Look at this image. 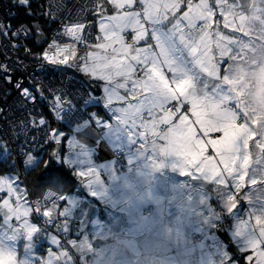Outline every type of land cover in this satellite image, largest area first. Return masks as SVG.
Masks as SVG:
<instances>
[{"label": "snow or ice", "instance_id": "obj_1", "mask_svg": "<svg viewBox=\"0 0 264 264\" xmlns=\"http://www.w3.org/2000/svg\"><path fill=\"white\" fill-rule=\"evenodd\" d=\"M12 3L32 7L30 0ZM79 11L84 14L75 20L46 14L51 17L47 23L60 21V30L35 54L37 69L63 74L77 68L93 78L90 83L102 89L101 95L72 93L62 86L51 89L53 100L45 95L37 69L28 76L40 84L39 95L10 74L15 68L0 64L7 81L0 87V191L8 194L0 204V264L67 261L58 247L46 258L29 259L12 249L22 238L25 253L30 252L29 241L39 230L31 215L46 221L61 218L62 201L53 191L39 188L42 195L31 200L32 191L20 187L26 181L19 165L22 160L24 171L43 172L62 155L68 140L59 128L48 126L51 135L40 128L47 125L36 111L40 103L49 100L60 120L77 97L85 96L111 115L106 120L93 113L85 124L124 131L142 149L176 157L182 175L213 185L229 214L239 212L245 202L246 216L236 225V235L246 244L241 257L228 258V264H244L245 259L252 264L254 257L255 264H264V0H88ZM21 29L13 32L11 24L0 22V35L15 37ZM35 31L44 35L39 24ZM78 50L83 54L78 56ZM12 83L16 95L9 100ZM26 116L33 128L44 132L42 139L51 149L46 157L36 154L41 139H28ZM79 176L85 183L99 178L91 169ZM52 244L57 245L56 238Z\"/></svg>", "mask_w": 264, "mask_h": 264}, {"label": "crops", "instance_id": "obj_2", "mask_svg": "<svg viewBox=\"0 0 264 264\" xmlns=\"http://www.w3.org/2000/svg\"><path fill=\"white\" fill-rule=\"evenodd\" d=\"M224 31L229 30L225 29ZM128 39L130 40V36ZM82 54L83 52L77 53L78 56ZM71 69L90 81L93 79L77 68ZM92 92L97 96L102 94V90L95 86ZM90 102L91 105L99 104L100 109L95 106L90 107V110H94L95 114L104 117L106 120L111 118L110 113L102 104L98 101ZM88 126L78 130L74 129L75 131L59 128L66 135L71 132L73 136L70 147L77 151L80 159H86L87 157L84 155L87 152L92 157L95 155L99 164L93 165L90 161L91 164L99 167L98 172L103 171L111 178V180H108L107 185L101 181V185L97 187V190L80 179V187L85 193L82 194V197L71 195L63 198L69 209L61 212L60 219L53 216L52 223L54 224L53 228L54 226L56 228L55 233L68 232L70 227L68 222L64 220L71 218L80 222L83 238H90L91 245L88 249L78 248V241L74 243L72 249L79 259L77 264H98L97 255L104 248L111 249L112 245L115 246L113 250L117 251L118 254L117 257L114 256L108 259L107 263L135 264L138 259L135 260L132 250L130 249L129 252L127 249L131 246L123 244L125 240L131 238L124 232L126 230L128 233H134L138 236L135 239L139 242L140 250L144 256L149 253L150 258L158 257L156 264H180L181 261L178 259L180 250L178 248L174 249V246L182 244L181 249L193 248L196 244L199 245V240L197 241L196 237H204L203 240L211 237L212 241L218 243L219 237L229 239L230 233L229 235L216 228L218 218H215L212 214L213 201L217 203L214 205L223 209L225 214L230 217V225H234L232 218L235 215L239 216V212L229 214L224 210L223 197L213 185L203 178L182 175L176 157L160 156L155 152L144 150L135 138L130 139L124 131L114 132L109 128L102 129L92 125ZM135 146L138 147L133 152ZM119 150L125 152L126 167L124 170H113V153ZM70 156L74 155L69 153L68 157ZM73 159H67L68 163L59 161V158L56 160L76 171L77 166L73 167ZM156 164L161 166L156 167ZM78 177L80 178V176ZM84 184H86L85 187H83ZM138 192L147 193L148 195L143 211L151 208L152 214L150 217L145 215L141 217L139 206H137L138 199H141ZM97 193L100 196H97ZM110 193L117 195L119 199L109 200ZM130 193L134 194L135 198L126 197ZM121 197L127 199L128 206L125 208H128L129 212L121 207ZM100 205L105 207L104 209L101 208L104 210V219L100 216ZM245 205V208H247V204ZM110 214L114 217L109 216L110 218H108ZM129 221L133 224L130 230L128 228ZM65 223L67 229L63 230L61 227ZM114 223H116V226H114ZM106 233H109L110 237H103ZM49 239V235L38 238L39 241H43L52 247ZM75 239H82V237ZM155 245H158V249H155ZM153 253L158 255L155 256ZM229 254V252L225 254L222 251L223 258L229 257ZM65 264H70V261H66Z\"/></svg>", "mask_w": 264, "mask_h": 264}, {"label": "built area", "instance_id": "obj_3", "mask_svg": "<svg viewBox=\"0 0 264 264\" xmlns=\"http://www.w3.org/2000/svg\"><path fill=\"white\" fill-rule=\"evenodd\" d=\"M30 3L35 7V9H37L39 12L45 13V15L47 13H55L60 18L66 20H75L78 15L84 14L81 13L79 10L82 6L88 3V0H30ZM21 7L22 6L18 4H13L12 0H0V22H3L6 26L8 24H11L13 32H16L17 29H21V25H24V29L27 30V35L24 29H21L19 34L15 37H13L11 34L6 36L0 35V64L9 65L10 68H15L16 71L10 72V74L15 76L17 81H22L26 86H30L32 90L35 91L37 95H39L38 89L40 88V84L34 83L29 78L28 73H32L34 69H37L39 61L36 59L35 54L40 52L43 47H47L48 43H51L52 36L55 34L56 31L60 30V21L57 20L56 23L52 24V28L48 31V34L46 35V38L44 40L46 42L42 44L39 50H37L29 42L31 40H35L36 37L34 36V32L31 30L30 26H28L25 22L18 21L19 9ZM46 16L51 19L49 15ZM89 19H91V16H89ZM93 42H95V34H93ZM78 47L82 49V46ZM25 49H30L32 55H29ZM81 51L83 50H78V52ZM35 74L37 75L38 79L44 83V93L46 96H49L50 99L54 100V97L50 96L51 89L60 88L62 86L67 88L72 93H76L77 91H79L86 94L88 92L89 84L86 82V79L70 69H67L63 74L58 71L42 73L39 71V69H37ZM5 83H7V81H5L2 75H0V87H3ZM49 85L50 88L48 87ZM10 87L12 88V93L11 96H9V100H11V98L16 95L15 83H12ZM4 90L7 91V89ZM85 101H87V103H85ZM88 102L89 100H87L86 96L83 99L77 97L76 103L71 109L65 110L63 118L60 120H57L56 114L52 111L49 100L47 99L43 100L40 103L36 111L39 113H43L44 115L43 104H46L52 114V119L55 120L58 125H61L65 129L71 131L78 128L80 125L84 124L86 121L89 120L90 116L87 112ZM29 104H31V101L29 102ZM17 115H20V113L17 112ZM26 118L29 120L27 132L28 139L31 140L32 137L35 136L37 139H41L42 141L37 148V154L46 140L42 139L44 136V132L33 128L30 116H26ZM38 124L39 117H37V125ZM0 127H2V124H0ZM40 128H47L49 134L50 131L48 125L40 126ZM114 160L115 163L118 165H125L124 151H117L114 155ZM92 164H99V161L96 159L95 155H93L92 157ZM22 165L23 161L21 160L19 165L21 177H23V172L21 171ZM99 176L104 183L108 182L107 174L105 172L100 171ZM44 190L53 191L57 196V201H62V206L60 209L61 211H67L69 209L68 205L62 199V195L58 191L50 188H46ZM37 198L38 196L30 197L31 200H35ZM151 212V208H147L144 210V214L147 217L151 214ZM31 217L33 221L38 223L41 231L46 233L55 232L51 226L47 225V222H45L41 216L33 214L31 215ZM81 233V225L79 221H73L70 225L68 232L55 233L60 237V244L63 245L64 249L71 253L73 264L78 263V257L75 255L73 249L70 247L69 239L78 238L80 237ZM50 249H52V247L46 244H40L37 247V251L39 253L49 252Z\"/></svg>", "mask_w": 264, "mask_h": 264}, {"label": "rangeland", "instance_id": "obj_4", "mask_svg": "<svg viewBox=\"0 0 264 264\" xmlns=\"http://www.w3.org/2000/svg\"><path fill=\"white\" fill-rule=\"evenodd\" d=\"M217 16H218V14H217ZM220 19L222 20L223 18L220 17ZM221 25H222L221 27L223 28V24H221ZM81 52H83V51H81ZM100 90H102V89H100ZM89 101H93V100H89ZM89 112H90L89 114H93L94 110H90ZM90 124L91 123H88V124L84 123V124L80 125L78 128H76L75 130L81 129V128L86 127L88 125L90 126ZM67 131H69V130H67ZM51 134L52 133H50V135ZM67 136H68V140H67V142H66V140L64 142V147L61 150L62 151V155L59 157V161H62L63 163H66V162L68 163L67 159L71 160L72 158H74L73 159V167L77 166V168H75V169H76V174L78 176H79L80 172H85V171H87L89 169L95 170L97 175L99 176V173H100V172H98V168L99 167L93 166L91 164L92 155H90V153L87 152L84 155L87 158L83 159V160L80 159V156L78 155L77 151L74 150L72 147H70L71 138H72L73 135H71V132H69V133H67ZM69 153H71L74 156L68 157ZM89 158H90V160H89ZM113 161H114V159H113ZM112 169L113 170L117 169L115 167V163H114V165H112ZM107 178H108V180H111V178H110V176L108 174H107ZM101 181H102V179L99 176L98 180L89 181L88 184L91 185L90 186L91 188H95L97 190V187L99 185H101ZM105 185H107V184H105ZM85 186H86V184H84L83 187H85ZM20 187L23 188L25 186L23 184H21ZM97 194H98L97 196H100L99 193H97ZM7 195L8 194H7L6 190L0 191V204L3 203V198L7 197ZM128 196H129L130 199L131 198H135V195L131 194V193L129 195H127L126 197H128ZM138 196L141 199H138L139 202H137V206H139V210L141 212V217H143L145 215L143 213V208L146 206L145 203H146V199L148 198V195H147V193L138 192ZM108 199L111 200V201H115V200H118L119 197L117 195H114V194L110 193V196L108 197ZM14 200H15L14 196L10 198V202H14ZM125 211L129 212V209L125 208ZM61 212H63V211H61ZM151 214H152V212H151ZM151 214L148 217H150ZM109 216L110 217H114L112 214L108 215V218H110ZM43 219H44L45 222H47L48 226H52V224H53L52 223V219L48 220V221H46L45 218H43ZM242 219L243 218H241L238 215H235L232 218V223L234 222V225L231 224L232 227H230L229 231H228V234L229 233L231 234V235L229 234L230 235V237H229L230 241H229L228 238H226V241L224 242L223 238L219 237L218 241H219V243H221V244H219L218 242L212 241L211 237H207L205 240H203L204 237H202V239L199 241V245L196 244L193 248L189 247V248L181 249L182 244L181 245L180 244L179 245H175L174 249L178 248L180 250L178 252V254L180 255V257L178 258L179 261H181L180 264H228V258L231 257L233 260L240 258L241 255H242L241 248L246 244V241L242 237H239V236L236 235V225ZM64 221L67 222V220H64ZM30 222L33 225L39 226L37 222L32 220V217H30ZM108 223L110 224V226H112V224L109 221H108ZM128 224H129L128 228L130 230L131 226L133 224L131 223V221H129ZM114 226H116V223H114ZM82 227H83V225H82ZM61 228L63 230H66L67 229V224L66 223L63 224ZM132 228H139V227H132ZM124 232L127 233L128 237H131V238H129V240H125L123 244L124 245L125 244H129L131 246V248H127V249H128L129 252H130V249L132 250L131 252L133 253V256H134L135 260L138 259V260L135 261V264H156L158 262L157 261L158 257H156V258L155 257H151L150 258L149 253L144 256V254L140 250L139 242L135 239V237H138V236L134 235V233L133 234L132 233H128L127 230L124 231ZM48 235L50 237L49 242L52 245V248L55 250L54 247H58V249L60 251L65 252L66 255L68 256L67 262L69 260L70 264H71L72 263V255L66 249H64V247H61L62 244H60V241H59L60 237L57 234H55V232H53V233L52 232H47V233L43 232V231H41L40 227H39L38 232L36 234H34L33 237L31 238V240L29 241V243H30V252L29 253H25V241L22 238H19L15 242V245H12L11 247H12L13 250L18 251V253L21 254L22 258H24V259H29V257H31V258H46L47 255H48V252L39 253L37 251V247L40 244L44 243L43 241H39L38 238L39 237H47ZM80 237H82V239H69L70 247L73 248L74 247V243L78 241L77 242L78 243V248H82V249L87 248L88 249L90 247V245H91L90 238L84 239L83 238L84 236L82 235V233L80 234ZM103 237H110V235H109V233H106V234L103 235ZM52 238H56L57 239V245H53L52 244ZM46 245H49V244H46ZM4 246L5 247H9V244L7 242H5ZM113 249H115L114 245H112L111 249L104 248L96 257L97 261H98V264H109V263H107L108 259H110V258H112V257H114V256H116L118 254L117 251H114ZM155 249H158V245H155ZM222 251H224L225 254H227L228 251H229V253H230L229 257L223 258ZM247 254H251V252H249ZM153 255L157 256L158 254H154L153 253ZM244 262L245 263H249L246 259L244 260ZM253 262L255 263V257L253 258ZM110 264H112V263H110ZM170 264H172V263H170Z\"/></svg>", "mask_w": 264, "mask_h": 264}, {"label": "trees", "instance_id": "obj_5", "mask_svg": "<svg viewBox=\"0 0 264 264\" xmlns=\"http://www.w3.org/2000/svg\"><path fill=\"white\" fill-rule=\"evenodd\" d=\"M30 12H31V14H30ZM48 20H50V19L45 15V13L39 12L37 9H35V7L33 5H32L30 10L26 6H22L19 9L18 21L19 22H25L28 26H30L31 30L34 32V36L36 38H35V40H31L29 42L37 50H39L43 44L40 42L45 40L46 35L48 34V31L52 28V24L47 23ZM37 24L40 25V29L43 31L44 35L42 37L39 36L38 34H36L35 29H36ZM69 69L72 70L71 68H69ZM72 71H74V70H72ZM79 75L82 76L81 74H79ZM83 78H85V77H83ZM86 82L89 84L88 92L92 91L94 86L92 85V83H90V80L86 79ZM98 105H99L98 103L91 105V102L89 101L88 107H87V112H89L90 107H93V106L97 107V109H100V107ZM43 109H44V118L46 119L48 126L54 127V128L57 127V128L65 129L63 126L58 125L56 123V121L52 119V114H51V112H50V110L46 104H43ZM65 130H67V129H65ZM49 131H51L50 128H49ZM47 146H48V141L45 140L41 149H45ZM137 147L138 146L134 147L133 152L136 151L135 149H137ZM50 150H51L50 147H47L46 151L41 152L39 150V152L37 154L43 155L46 157L48 154V151H50ZM116 152L117 151H115L113 153V158H114V155ZM124 160H125V154H124ZM113 162L115 163V160ZM25 167L26 166L24 164L21 166V171L23 172V178L22 179L24 181H26V184H23V185L32 191L33 195L31 197H37V196H40L42 194V192L40 191L39 188L54 189L62 195V199L67 197V196H71V195H76V196L82 197V194L85 193L83 191V189L80 187L81 182H80V178L76 174V171L71 169V168H68L66 165L58 162L56 159L51 160L49 162L48 167L43 172H41L39 174H37L36 172H31V171H24ZM115 167L118 170H121V169L124 170L126 167V160H125V165H118L115 163ZM3 168H4L3 164L0 163V174L3 173ZM50 177L52 178L51 182H49ZM105 184H108V182ZM63 200H65V199H63ZM215 203H216V201H213L212 214H213V216H215V218H218V220L216 222V224L218 226H216V228L219 229L220 231L224 232V233H228L229 228L231 227V225H230L231 222L229 219L230 217H228V215L225 214L223 209L219 208L217 205H214ZM97 204H99V203H97ZM245 204H246L245 202L241 201V204H240L241 209L239 211V216L241 218H244L246 216V208H245L246 205ZM213 205H214V207H213ZM127 206H128L127 199L122 198L121 207L125 208ZM101 208L104 209L105 207L100 205V211H101L100 216L102 219H104V217H105L104 210ZM143 213H144V211H143ZM62 219H65V218H62ZM53 220H54V217H53ZM53 220H52V222H53ZM65 220H67V219H65ZM73 221H74V219H71V218H69V220H67L69 227ZM53 225L54 224H52L51 227H52V229H54V231H56L55 226L53 228ZM222 238H223V241L225 242L226 237H222ZM71 239H75V238H71ZM196 239H197V241L198 240L200 241L202 239V237H196ZM229 241H230V238H229ZM75 255H76V253H75ZM244 264H249V263L244 262ZM252 264H255V263L252 262Z\"/></svg>", "mask_w": 264, "mask_h": 264}, {"label": "flooded vegetation", "instance_id": "obj_6", "mask_svg": "<svg viewBox=\"0 0 264 264\" xmlns=\"http://www.w3.org/2000/svg\"><path fill=\"white\" fill-rule=\"evenodd\" d=\"M89 115V114H88ZM51 133V131L49 132V134Z\"/></svg>", "mask_w": 264, "mask_h": 264}, {"label": "bare ground", "instance_id": "obj_7", "mask_svg": "<svg viewBox=\"0 0 264 264\" xmlns=\"http://www.w3.org/2000/svg\"><path fill=\"white\" fill-rule=\"evenodd\" d=\"M49 135V134H48ZM21 178H23V177H21Z\"/></svg>", "mask_w": 264, "mask_h": 264}, {"label": "clouds", "instance_id": "obj_8", "mask_svg": "<svg viewBox=\"0 0 264 264\" xmlns=\"http://www.w3.org/2000/svg\"><path fill=\"white\" fill-rule=\"evenodd\" d=\"M45 244V243H44Z\"/></svg>", "mask_w": 264, "mask_h": 264}]
</instances>
